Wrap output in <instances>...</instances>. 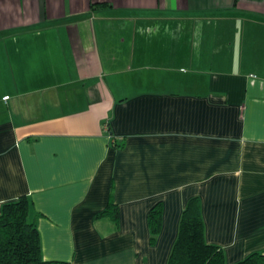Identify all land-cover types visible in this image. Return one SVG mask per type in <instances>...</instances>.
<instances>
[{
  "label": "crops",
  "instance_id": "1",
  "mask_svg": "<svg viewBox=\"0 0 264 264\" xmlns=\"http://www.w3.org/2000/svg\"><path fill=\"white\" fill-rule=\"evenodd\" d=\"M22 196L45 261L167 264L192 199L226 264L264 253V0H0V215Z\"/></svg>",
  "mask_w": 264,
  "mask_h": 264
},
{
  "label": "trees",
  "instance_id": "2",
  "mask_svg": "<svg viewBox=\"0 0 264 264\" xmlns=\"http://www.w3.org/2000/svg\"><path fill=\"white\" fill-rule=\"evenodd\" d=\"M119 147V146H117ZM32 202L26 196L3 206L0 215V264H71L45 261L40 234L31 219ZM118 221L117 206L110 201L98 217ZM163 205L152 207L147 215L150 244L162 231ZM167 264H226L221 248L206 243L205 227L198 199L189 201L179 225V233ZM235 264H264V253H254Z\"/></svg>",
  "mask_w": 264,
  "mask_h": 264
}]
</instances>
